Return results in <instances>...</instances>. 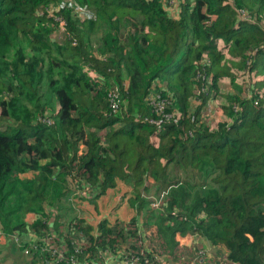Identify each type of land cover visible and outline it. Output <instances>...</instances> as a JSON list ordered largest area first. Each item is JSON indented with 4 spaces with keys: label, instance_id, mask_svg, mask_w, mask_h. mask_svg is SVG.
<instances>
[{
    "label": "trees",
    "instance_id": "16d2710c",
    "mask_svg": "<svg viewBox=\"0 0 264 264\" xmlns=\"http://www.w3.org/2000/svg\"><path fill=\"white\" fill-rule=\"evenodd\" d=\"M16 46L37 63L19 71ZM53 51L74 77L50 76L51 95L34 101L47 120L0 126V227L51 232L78 264L109 251L137 264H264V0H0V120L37 88ZM154 91L172 114L159 126L148 119ZM213 99L227 119L210 127ZM118 181L129 220L75 217L60 234L75 188L89 186L81 197L93 202ZM188 234L224 251L198 261L206 248L181 243Z\"/></svg>",
    "mask_w": 264,
    "mask_h": 264
},
{
    "label": "crops",
    "instance_id": "0c3cea01",
    "mask_svg": "<svg viewBox=\"0 0 264 264\" xmlns=\"http://www.w3.org/2000/svg\"><path fill=\"white\" fill-rule=\"evenodd\" d=\"M222 80H225V78ZM205 109L206 111L207 109L209 111L214 110V113L219 114L220 118L217 120V122L222 119H227V116L223 113L222 109L214 99L206 103ZM128 191L127 184L122 181H118L116 186L107 188L105 192L99 194L93 202L91 201L92 203L85 200L83 201V198L81 199L79 197L74 198V200L71 199V202L68 204L67 208L62 209L59 213V220L57 221L59 224H61L60 234L65 231L66 223L75 217H83L93 227H95L98 221L101 219H107L110 222L117 218L123 221L129 220L134 214V209L128 203ZM77 195L80 197L83 196L79 194ZM55 212L56 211L53 213ZM34 218L35 214L32 212H28L25 215V219L27 221H31ZM23 236H25L24 241H28L30 238L35 237V235H32L29 231L23 234ZM196 237L197 236L194 235L180 236L179 240L183 244L190 245L193 243L192 240ZM197 240V243L202 244L207 249V255L209 256L215 255L219 250L224 251L221 245L212 246L202 236L197 237ZM22 255L24 254L21 252V249L18 245L8 243L5 239L0 237V264H21V262H23V264H37L42 258L39 256L38 251L35 252V256L38 258L35 257L32 259L31 257ZM15 257L17 260H14ZM18 258L22 259L20 263ZM97 261L100 263H97ZM94 264H122V259L119 254L109 251L106 254H101V257H97V260Z\"/></svg>",
    "mask_w": 264,
    "mask_h": 264
},
{
    "label": "rangeland",
    "instance_id": "374dc122",
    "mask_svg": "<svg viewBox=\"0 0 264 264\" xmlns=\"http://www.w3.org/2000/svg\"><path fill=\"white\" fill-rule=\"evenodd\" d=\"M73 1V0H68ZM25 53L21 52V48H18V46H16L15 48H13L10 52H9V59L12 60L13 64L18 66L19 68H17L19 71H25L28 70L31 66H33L34 64L37 63L36 57L33 55L32 52H28V51H24ZM54 52V51H53ZM54 59H47V58H43L45 60V62L43 63L45 65V71L42 75V79L40 81L39 84H37L36 82H32L33 86L37 87V88H33L29 91H27L23 97H18V103L15 105V107H17V111H15V114L12 115V118H2L0 120V126L2 128L6 127V126H14V128H10L8 132H15L16 128L15 126H17V122L14 118H16L15 116H17V119H23L24 117H26L28 115V117H32V119H36V116L38 117L39 120H47L46 117H44L43 115L39 114V112L35 111L34 108V101L39 102L38 105H43L45 104L46 100H47V94H50V90L51 88H49L50 86H48V80L49 78H54L57 80V82H59L62 78H64L63 76L65 74H71L72 77H74V73L72 71H70L69 69L65 68L64 66H62L59 62H56L55 59H62V57L59 55L58 51L54 52L53 54ZM240 73V72H238ZM94 74V73H91ZM95 75V74H94ZM51 76V77H50ZM239 80L242 81L243 78L245 77V75H239ZM220 82L223 84L225 83V80H220ZM223 86V85H221ZM37 95L40 96V98H37ZM55 104V102H54ZM14 117V118H13ZM203 118L210 124V126L214 127L215 123L217 122V120L220 118L219 114L214 113V110L209 111L207 109L203 111ZM27 131V129H25ZM92 189L90 190H76L77 194L78 193H86L87 195L89 194V192H91ZM90 196V194H89ZM82 198V197H80ZM83 201H87V202H91L90 200H87L86 198L82 199ZM92 203V202H91ZM51 231V229L49 230ZM147 232V231H146ZM51 234V232H49ZM150 233V232H149ZM148 235V234H147ZM207 250V249H206ZM25 256V255H22ZM14 260H17V258L15 257ZM169 261V263L173 262L172 264H177V262H175L173 259H169L167 260ZM97 263H100L97 261Z\"/></svg>",
    "mask_w": 264,
    "mask_h": 264
},
{
    "label": "built area",
    "instance_id": "2783aa9c",
    "mask_svg": "<svg viewBox=\"0 0 264 264\" xmlns=\"http://www.w3.org/2000/svg\"><path fill=\"white\" fill-rule=\"evenodd\" d=\"M168 3L172 4L174 0H167ZM153 96L151 97L150 101L153 104L154 108L156 111L159 113L156 117H150L148 118L149 121L153 122L155 125L159 126L164 122L166 119L171 117V113H165L164 112V100L161 99L160 93L158 91H154L152 94ZM116 94L112 92V96L110 99V105L112 107V111L116 110L118 106V101L116 98ZM81 189L80 187L75 188L74 192L77 194L76 190ZM87 190L90 189L89 186L86 187ZM84 189V190H86ZM82 190V189H81ZM91 190V189H90ZM79 195H85L87 196L86 193H78ZM89 194H92V191L89 192ZM163 196V193L158 198H154L151 201V206L152 207H157L160 204L161 197ZM190 235V234H188ZM186 236V235H185ZM193 236V235H192ZM0 237L5 239L6 242L8 243H13L18 246L22 247V252L24 255L28 257H32L36 251H47L49 253L48 258H41V261L37 264H78L77 262V257L76 255H70L69 257H65L63 254L62 250L57 247L56 243L52 239V235L50 233H46L44 237H34L30 238L28 241H24L23 235H20L18 232H5L1 227H0ZM76 251H80L79 247L76 248ZM112 252V251H111ZM206 252V249H199L198 251V261L202 260V256ZM100 253L98 257H101ZM118 254V253H117ZM121 259H122V264H137L138 256L135 254H129V253H124L123 251H120L119 253ZM149 259L146 257L145 262H147ZM154 264V263H153ZM156 264H165L163 261L158 262Z\"/></svg>",
    "mask_w": 264,
    "mask_h": 264
}]
</instances>
